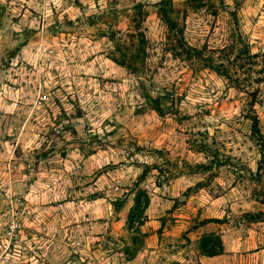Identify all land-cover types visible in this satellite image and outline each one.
<instances>
[{"label": "rangeland", "instance_id": "rangeland-1", "mask_svg": "<svg viewBox=\"0 0 264 264\" xmlns=\"http://www.w3.org/2000/svg\"><path fill=\"white\" fill-rule=\"evenodd\" d=\"M137 31L135 71L114 59ZM244 49L264 0H0V264H208L218 237L213 264H264Z\"/></svg>", "mask_w": 264, "mask_h": 264}, {"label": "trees", "instance_id": "trees-1", "mask_svg": "<svg viewBox=\"0 0 264 264\" xmlns=\"http://www.w3.org/2000/svg\"><path fill=\"white\" fill-rule=\"evenodd\" d=\"M161 11H163V14H161L163 16V20L165 21V23L167 24V26L169 27L170 31L172 32H177L176 29V24L169 20L167 15H166V10L165 8H162ZM131 37L133 39V37H140V40L138 39V41H140L141 43H143V45H137L136 47H132V45L128 44L126 42V37ZM145 37L144 34L141 31H137L136 33H127L124 36H121L117 39H115V46H116V50L120 53L121 59H114V61H116L118 64L123 65V66H127V67H131L133 70L137 71L139 69L138 63H137V56L139 55V51H143L144 50V44H145ZM132 42V41H131ZM133 44V43H131ZM133 48V49H132ZM191 52V50H194L195 52H197L196 54L198 56H200L201 50H198L197 48H189ZM244 51L246 52V54L249 56V60H251L249 62V65H255V69L254 72L256 73V77H254L253 79H251L250 77V81L256 82V83H262V86L264 87V53L262 54H256V53H249L247 49H244ZM220 66L222 67V63H220ZM258 66V67H257ZM218 67H216L217 69ZM221 71L223 72V68H221ZM223 73L225 75H227V70L224 69ZM255 95V94H254ZM157 101V100H156ZM155 101V105L154 108L158 111L161 112L162 109L159 105L158 102ZM252 120V125H251V132L252 135L255 137L258 146L260 148V152H261V162H264V131H262L260 129V125H259V119L257 116H252L251 117ZM140 178L144 177V172L139 176ZM140 196L141 193H138L135 196L134 199V209H137L139 211V214H142L145 210V208L148 206L149 204V197L147 195V193H144V197L145 200L142 202L140 200ZM114 204H118L116 203L117 201H114ZM121 205V204H120ZM208 220H212V219H208ZM128 221L129 223L132 221V212L129 214L128 216ZM141 224V223H139ZM200 252L203 255L206 256H214L217 254H222L223 253V245H222V241L221 238L218 237V246L216 247L215 243H211L208 240H203L200 244Z\"/></svg>", "mask_w": 264, "mask_h": 264}, {"label": "crops", "instance_id": "crops-1", "mask_svg": "<svg viewBox=\"0 0 264 264\" xmlns=\"http://www.w3.org/2000/svg\"><path fill=\"white\" fill-rule=\"evenodd\" d=\"M222 239L224 238L222 235H221ZM223 245H225V242H223ZM225 251H226V248H224ZM224 255L223 254H219V255H215V256H206V255H201L200 256V259L202 262H207L208 264H213L212 262H214V260H217L219 258V256H222Z\"/></svg>", "mask_w": 264, "mask_h": 264}]
</instances>
